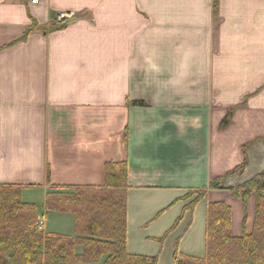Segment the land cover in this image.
Returning a JSON list of instances; mask_svg holds the SVG:
<instances>
[{
    "label": "crops",
    "instance_id": "crops-1",
    "mask_svg": "<svg viewBox=\"0 0 264 264\" xmlns=\"http://www.w3.org/2000/svg\"><path fill=\"white\" fill-rule=\"evenodd\" d=\"M112 163L128 169L133 255L205 258L216 203L234 237L253 233L259 194L237 193L264 173V0H0V186L23 188L45 234L75 237L47 195L103 189Z\"/></svg>",
    "mask_w": 264,
    "mask_h": 264
},
{
    "label": "trees",
    "instance_id": "trees-1",
    "mask_svg": "<svg viewBox=\"0 0 264 264\" xmlns=\"http://www.w3.org/2000/svg\"><path fill=\"white\" fill-rule=\"evenodd\" d=\"M68 24V21L57 23L51 31L62 30ZM36 29L37 23L33 21L20 41L27 40ZM134 105L145 106L143 103ZM232 115L230 113L225 118L222 129L229 125ZM245 165L232 173H240ZM223 181L224 178L214 181L210 189H223ZM54 189L49 193L46 210L70 214L75 237L45 234L40 227L38 206L23 201V188L0 186V264H159L158 258L133 255L128 250L129 178L126 163L107 165L103 189ZM98 191L104 197L90 200L89 195ZM252 192L259 194L252 234L234 237L231 233L230 207L224 203L211 204L207 212L206 257L180 254L177 243L174 264H264V173L243 185L237 195L246 203ZM206 197L207 192L203 191L189 193L182 199L187 205L175 228L186 213L193 215Z\"/></svg>",
    "mask_w": 264,
    "mask_h": 264
},
{
    "label": "built area",
    "instance_id": "built-area-1",
    "mask_svg": "<svg viewBox=\"0 0 264 264\" xmlns=\"http://www.w3.org/2000/svg\"><path fill=\"white\" fill-rule=\"evenodd\" d=\"M31 4H38L40 0H28ZM72 18L71 14L63 13L58 16V23L69 21Z\"/></svg>",
    "mask_w": 264,
    "mask_h": 264
},
{
    "label": "rangeland",
    "instance_id": "rangeland-1",
    "mask_svg": "<svg viewBox=\"0 0 264 264\" xmlns=\"http://www.w3.org/2000/svg\"><path fill=\"white\" fill-rule=\"evenodd\" d=\"M72 17H73V16H72ZM67 194H74V193H67ZM89 197H90V200H92V199H100V198H103L104 195H102V192H101V191H98V193L93 194V195H89ZM48 198H49V194L47 195V199H48ZM193 198H195V196H194ZM93 214H95V212H93ZM88 218H89V217H87L86 220L84 219L85 222H83V225L87 222ZM81 226H82V225H81ZM82 227H85V226H82ZM68 233H70L69 235H72V236L74 235L73 232H68ZM79 250L81 251V248H79Z\"/></svg>",
    "mask_w": 264,
    "mask_h": 264
}]
</instances>
